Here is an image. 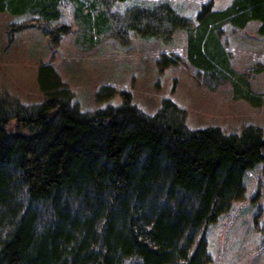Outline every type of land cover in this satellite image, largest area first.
I'll return each mask as SVG.
<instances>
[{"label": "trees", "instance_id": "trees-1", "mask_svg": "<svg viewBox=\"0 0 264 264\" xmlns=\"http://www.w3.org/2000/svg\"><path fill=\"white\" fill-rule=\"evenodd\" d=\"M103 1L0 0V13L33 15L34 24L51 26L44 30L55 45L70 32L50 25L64 2L92 34L90 44L110 29L122 42L135 33L170 43L185 31L194 68L229 80L235 99L264 107V93L233 68L219 35L227 24L257 21L264 37V0L206 5L196 22L166 4L130 8L116 22ZM38 85L45 100L35 106L0 94V264L210 263L198 234L244 198L246 174L264 163L263 130H189L185 110L171 100L151 116L128 93L119 106L83 113L50 64L39 68ZM103 92V101L114 97Z\"/></svg>", "mask_w": 264, "mask_h": 264}, {"label": "rangeland", "instance_id": "rangeland-1", "mask_svg": "<svg viewBox=\"0 0 264 264\" xmlns=\"http://www.w3.org/2000/svg\"><path fill=\"white\" fill-rule=\"evenodd\" d=\"M234 0H128L102 2L111 20L119 22L130 8L170 5L177 13L196 22L203 6L225 10ZM61 18L53 27L68 26L70 32L58 45L45 30L49 25L33 23L31 14L19 17L0 13V94L35 106L45 100L38 85L39 68L52 65L74 94L73 105L94 113L109 105L119 106L128 93L133 104L147 115H155L165 100L186 112L189 130L219 127L225 134H241L249 126L264 135V107L235 99L229 80L215 79L194 68L187 60V33L179 31L170 43L143 39L129 33L122 42L112 29L90 36L75 19V8L64 2ZM260 22L244 29L230 24L220 38L233 68L245 73L256 94L264 93V37ZM43 26V27H41ZM94 35V34H93ZM164 57L168 63H164ZM176 62V63H172ZM113 90L108 101L98 98L103 89ZM244 198L218 221L202 230L211 262L208 264H264V163L246 174Z\"/></svg>", "mask_w": 264, "mask_h": 264}]
</instances>
